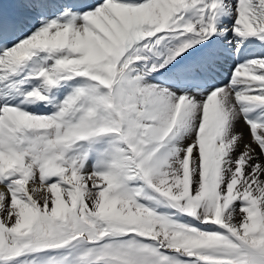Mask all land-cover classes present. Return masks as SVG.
Listing matches in <instances>:
<instances>
[{
	"label": "snow or ice",
	"instance_id": "6c2138e0",
	"mask_svg": "<svg viewBox=\"0 0 264 264\" xmlns=\"http://www.w3.org/2000/svg\"><path fill=\"white\" fill-rule=\"evenodd\" d=\"M0 264H264V0H0Z\"/></svg>",
	"mask_w": 264,
	"mask_h": 264
},
{
	"label": "bare ground",
	"instance_id": "6f19581e",
	"mask_svg": "<svg viewBox=\"0 0 264 264\" xmlns=\"http://www.w3.org/2000/svg\"><path fill=\"white\" fill-rule=\"evenodd\" d=\"M237 131L243 133L244 136V143H249L252 144L251 138L249 136V130L248 128L244 125V123L240 122V124L237 126ZM253 148H256L255 144H252ZM243 149V144L241 145V150ZM257 152L259 151L258 148H256Z\"/></svg>",
	"mask_w": 264,
	"mask_h": 264
},
{
	"label": "rangeland",
	"instance_id": "374dc122",
	"mask_svg": "<svg viewBox=\"0 0 264 264\" xmlns=\"http://www.w3.org/2000/svg\"><path fill=\"white\" fill-rule=\"evenodd\" d=\"M242 122V121H241ZM243 123V122H242Z\"/></svg>",
	"mask_w": 264,
	"mask_h": 264
}]
</instances>
